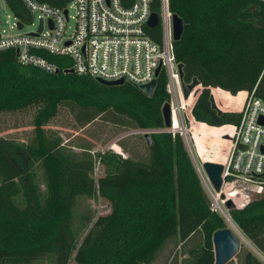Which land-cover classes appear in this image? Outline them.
I'll list each match as a JSON object with an SVG mask.
<instances>
[{"label": "trees", "instance_id": "16d2710c", "mask_svg": "<svg viewBox=\"0 0 264 264\" xmlns=\"http://www.w3.org/2000/svg\"><path fill=\"white\" fill-rule=\"evenodd\" d=\"M5 1L18 20H30L22 0ZM36 2L63 8L70 0ZM167 7L183 20L181 36L173 41L183 81L196 77L201 85L191 122L224 132L222 125L237 124L240 112L218 113L210 95L223 93L227 105L239 103L243 91L264 101V2L167 0ZM151 9L159 15L160 0H153ZM146 33L159 41L160 26ZM37 52L55 63L58 72L19 63L13 49L0 51V111L38 105L27 142L0 136V264H67L72 255L75 264H151L169 239L177 238L183 247L195 234L199 241L182 249L180 263L174 259L168 264H213L212 233L227 225L211 209L180 132L164 126L161 108L170 101L164 72L147 95L128 81L105 85L70 73L65 56ZM65 103L79 108L76 119L82 126L103 116L125 129H157L150 134L146 158L108 149L95 157L89 148L80 154L70 150L44 128ZM118 145L128 152L123 143ZM96 160L104 168L97 179ZM80 197H101L110 209L96 217L77 215ZM228 213L227 223H235L264 255V190ZM238 260L263 264L248 250Z\"/></svg>", "mask_w": 264, "mask_h": 264}, {"label": "built area", "instance_id": "2783aa9c", "mask_svg": "<svg viewBox=\"0 0 264 264\" xmlns=\"http://www.w3.org/2000/svg\"><path fill=\"white\" fill-rule=\"evenodd\" d=\"M22 2L31 15L38 11L44 25L25 33H0V51L13 49L19 63L48 73L59 70L55 63L37 52L43 50L65 56L70 62L69 69L77 74L105 80L123 79L137 86L153 79L156 81L163 71L170 94L171 119L176 114L179 123H182L178 111H185L186 103L182 101L167 0H160L156 25L160 26L159 41L146 33L147 29H151L147 20L153 12V0H70L75 10L73 15H69L67 5L57 8L36 0ZM70 18L73 19L71 27L68 26ZM18 21L21 22L16 18L14 26L17 29ZM21 23L23 27L24 22ZM234 106L237 108L234 111L240 112L239 122L222 125L226 127L222 136L229 142L221 162L222 185L218 192L224 198L211 207L225 220L230 219L229 209L224 205L227 199L232 202L233 208H241L264 190V101L254 96L253 92L243 91L242 99ZM186 114L190 120L187 111ZM177 131L182 132L181 129ZM228 190L234 192L230 198H226Z\"/></svg>", "mask_w": 264, "mask_h": 264}, {"label": "rangeland", "instance_id": "374dc122", "mask_svg": "<svg viewBox=\"0 0 264 264\" xmlns=\"http://www.w3.org/2000/svg\"><path fill=\"white\" fill-rule=\"evenodd\" d=\"M67 9L69 10V15H73L75 13L74 8L71 6V2L67 4ZM15 21L16 18L12 11L9 9L6 1L0 0L1 34H15L19 32L25 33L37 29L40 25H44V19H40L38 11L32 13L30 20L26 21L21 29H17L14 26ZM72 25L73 19L70 18L68 21V26L71 27ZM209 90L210 93H212V87L209 88ZM200 91L201 85L198 84L193 89V97L185 105V111L183 109L182 111H178V115L182 117V123H180V125H177L175 124V122H173L172 127L169 130H182V132H179L183 138L186 150L193 162V165L195 166V169L197 170V173L201 180V184L210 199L211 207H213L216 202H220L223 198H221L220 193L214 191L211 187L202 168L201 164L203 162V159L202 156H200L197 152V146L201 143L200 140H202L203 145L208 146L209 142H204L206 140H212L214 138L213 144L218 145V147L220 148L217 152L218 160L216 162L220 161L221 163L220 154L223 153L221 151L223 150L226 155V152L229 148V142L227 140H224L225 138H223V136L220 137V135H222V130L218 128L206 127L205 125L196 122H192L190 125L192 117L189 108L192 106L194 99L197 97ZM213 100L214 103L221 108H218L217 106L216 107L222 111L237 110L234 105H227L223 93H221L219 97L213 95ZM173 103L175 102L173 101ZM173 106L175 107V105ZM37 107L38 105L33 104L17 110H1L0 136L13 138L21 142H27L32 136V120L37 111ZM78 109V107L74 106L71 103H65L59 106L57 109V113L44 125L46 132L49 135H58L61 138L62 143L66 147H69V149L74 151L76 154H80L83 152V150L89 148V151L95 157V154H97L98 152L108 149L118 152L123 156H132L136 159L146 158L148 154V144L144 137V133H148L150 135L151 133L158 131L157 129H125L124 126L112 123L106 120L103 116H99L93 121L82 126L77 122L76 119V116L79 112ZM186 111L190 116V120L189 118H187ZM209 135L213 137L211 138ZM117 142L123 143L126 146V149H128V152L123 151ZM103 173V166L98 162V160H96L95 168L93 171V177L97 179V177L101 176ZM207 181L209 183V186L207 184ZM222 192L224 191L222 190ZM233 193L234 192H230L229 190L226 191V198H230V195H233ZM109 209V203L101 197H80L77 199L76 203V210L78 212L77 215L83 213L86 215H94L96 217L97 215L107 213ZM75 223L77 225L78 222ZM225 223L228 227L230 226L228 225L229 223H227L226 220ZM91 224L92 223L90 222L89 226H91ZM231 227L229 228L239 238V248L237 253L226 264H239L238 258L246 250L252 252L264 264V255H262L253 246V244L242 234V232L237 227ZM198 241L199 236L198 234H195L183 244V247H181V244L177 243V238H171L165 243L163 248L156 256L155 260L151 264H168L174 259H176L178 263H180V261L184 257V252L182 251V249L185 250L186 248H189L194 245V243L197 244ZM41 264H46V262L43 261ZM67 264H75L73 260V255L68 259Z\"/></svg>", "mask_w": 264, "mask_h": 264}, {"label": "water", "instance_id": "95a60500", "mask_svg": "<svg viewBox=\"0 0 264 264\" xmlns=\"http://www.w3.org/2000/svg\"><path fill=\"white\" fill-rule=\"evenodd\" d=\"M50 24V20H49ZM158 24V15L155 12H151L149 18L147 20V26L149 28H154ZM17 27L20 29L22 27L21 22H17ZM183 30V20L177 14H171V31H172V39L176 41L180 38ZM178 74L180 79V86L182 90L183 98H188L189 94L193 91V89L199 84V81L196 77H193L189 83L183 81V71L182 64L178 63ZM68 72L72 73L73 69H68ZM158 71V69H157ZM55 72H58L56 70ZM98 82L105 85H118L124 82L123 79L116 80H105L102 78H95ZM156 81L153 79L148 83L139 85V88L147 95H151L153 89L155 87ZM211 106L215 108L218 113L222 110L218 109L214 103L212 95H210ZM164 126L167 129L172 127V119H171V108L170 103L165 102L161 108ZM144 137L147 141V144L151 143L150 135L148 133H144ZM202 168L204 173L213 188L214 191L219 192L222 185V169L223 165L220 162L206 160L202 162ZM221 198H224V195L221 194ZM224 205L227 209L233 208L232 202L227 199L224 202ZM212 245L214 252V263L213 264H226L238 251L239 248V238L236 234L227 226L225 228L217 229L212 233Z\"/></svg>", "mask_w": 264, "mask_h": 264}, {"label": "bare ground", "instance_id": "6f19581e", "mask_svg": "<svg viewBox=\"0 0 264 264\" xmlns=\"http://www.w3.org/2000/svg\"><path fill=\"white\" fill-rule=\"evenodd\" d=\"M193 96V91H192V93L190 94V96L188 97V99H186V100H189V99H191V97ZM182 101L184 102V99H182ZM172 121L173 122H175V124H177V125H180V123H179V121H178V119H177V116H176V114L172 117ZM194 122H196V123H199V124H203V125H205L204 123H202V122H199V121H194ZM192 123V122H191ZM191 123H190V125H191ZM183 125V124H182ZM206 126V125H205ZM206 127H208V126H206ZM218 135H220V134H218ZM223 135V134H222ZM222 135H220V137H222ZM211 138L213 137V136H211V135H209ZM217 136V135H216ZM211 138H207V139H211ZM216 138V137H215ZM213 140H214V138L212 139V140H206L204 143H207V142H209V145L207 146V145H204V148H205V152H204V154L202 155V159H203V161H206V160H210V161H217V152H218V149H220L219 147H218V145H215V144H213ZM224 155H225V153L222 155V159H221V162H222V160L224 159ZM207 184H208V186H209V183H208V181H207ZM228 225H230L229 227H231V228H233V227H236L235 226V224H231V223H229Z\"/></svg>", "mask_w": 264, "mask_h": 264}, {"label": "crops", "instance_id": "0c3cea01", "mask_svg": "<svg viewBox=\"0 0 264 264\" xmlns=\"http://www.w3.org/2000/svg\"><path fill=\"white\" fill-rule=\"evenodd\" d=\"M234 105V104H233ZM233 108V107H232Z\"/></svg>", "mask_w": 264, "mask_h": 264}]
</instances>
